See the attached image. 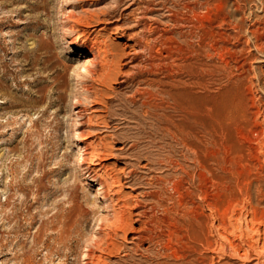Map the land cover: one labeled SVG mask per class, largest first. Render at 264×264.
<instances>
[{
	"label": "rangeland",
	"instance_id": "rangeland-1",
	"mask_svg": "<svg viewBox=\"0 0 264 264\" xmlns=\"http://www.w3.org/2000/svg\"><path fill=\"white\" fill-rule=\"evenodd\" d=\"M263 2L0 0V264H264Z\"/></svg>",
	"mask_w": 264,
	"mask_h": 264
},
{
	"label": "bare ground",
	"instance_id": "bare-ground-1",
	"mask_svg": "<svg viewBox=\"0 0 264 264\" xmlns=\"http://www.w3.org/2000/svg\"><path fill=\"white\" fill-rule=\"evenodd\" d=\"M264 3V2H263ZM263 3H261V4H263ZM263 7V6H262ZM152 9V8H151ZM143 10V9H142ZM144 10H145V8H144ZM146 11V10H145ZM144 11V12H145ZM150 11V10H149ZM154 11V10H153ZM148 12V11H147ZM140 14H142V13H140ZM145 14V13H144ZM208 15H209V13H208ZM143 16V15H142ZM200 16V15H199ZM141 17V16H140ZM144 17V16H143ZM142 17V18H143ZM201 17V16H200ZM208 17V16H207ZM76 18V17H75ZM79 18V17H78ZM141 18V19H142ZM146 18V17H145ZM148 18V17H147ZM137 19H139V18H137ZM150 19V18H149ZM200 19V18H199ZM79 20H81V19H79ZM78 20V22H80ZM140 20V19H139ZM151 20V19H150ZM210 20V19H209ZM76 21H77V19H76ZM142 21V20H141ZM149 21V20H148ZM156 21V20H155ZM199 21V20H198ZM202 21V20H201ZM73 22V21H72ZM260 22H262V21H260ZM146 23V22H145ZM200 23V22H199ZM79 24V23H78ZM140 24H141V22H140ZM148 24V23H147ZM81 25H82V23H81ZM83 26V25H82ZM137 26V25H136ZM87 27H89V25H87ZM147 27V26H146ZM203 27V26H202ZM155 29V28H154ZM158 29V28H157ZM152 30V29H151ZM156 30V29H155ZM158 31V30H157ZM256 31V30H255ZM143 32H145V31H143ZM146 32H148V31H146ZM89 33V32H88ZM252 34L254 35V34H256L255 32H252ZM258 34V33H257ZM89 35V34H88ZM143 35H144V33H143ZM258 37V36H257ZM141 38V37H140ZM142 39H143V37H142ZM256 39V38H255ZM86 41H88V40H86ZM140 41H142V40H140ZM96 43V42H95ZM98 43V42H97ZM257 43H258V41H257ZM82 45H85V43H82ZM96 46V44H94L93 46H92V49H94L95 50V47ZM148 46V45H147ZM99 47V46H98ZM97 47V48H98ZM140 47V46H139ZM258 47V46H257ZM145 49V48H144ZM101 53H103L102 55L104 56V54H106L107 52L103 49V50H101V49H98ZM107 50V49H106ZM139 50H140V48H139ZM259 50V49H258ZM262 50V49H261ZM97 51V50H96ZM98 51V52H99ZM145 51V50H144ZM92 52V51H91ZM142 53V52H141ZM228 53V52H227ZM135 54V53H134ZM101 55V56H102ZM130 55H132V54H130ZM103 56H102V58H103ZM106 56H107V54H106ZM105 57V56H104ZM108 57V56H107ZM223 57V56H222ZM226 57V56H225ZM131 59V58H130ZM222 60H224V59H222ZM105 60H103V62H104ZM225 63H227V62H225ZM101 64H103V63H101ZM97 65V64H96ZM102 66V65H101ZM103 66H104V64H103ZM226 66V65H225ZM106 67V66H105ZM103 69V68H102ZM206 71V70H205ZM205 83V82H204ZM200 84V83H199ZM233 92V91H232ZM232 94V95H231ZM179 95V94H178ZM177 95V96H178ZM230 97H229V101L230 102H236V103H238V104H242V103H244V99H243V97H242V95H241V93H240V91H239V88H237L236 89V91H234L233 93H230ZM186 96V95H185ZM191 96V95H190ZM226 98V97H225ZM214 100V99H213ZM226 102V101H225ZM184 103V102H183ZM212 101L210 100V97H197L196 96V99H195V104H196V106H195V108L197 107V109L198 110H195L196 111V115H197V117H203V116H208V118H210V116H211V114H212V109H213V105H215V104H213L212 105ZM185 104V103H184ZM193 104V103H192ZM228 104V103H227ZM227 104H226V106H227ZM74 105V104H73ZM187 105H189V104H187ZM233 104H231V106H232ZM192 107H193V105H191ZM229 106V105H228ZM234 106H236V105H234ZM233 107V106H232ZM231 107V108H232ZM188 108V107H187ZM230 108V107H229ZM233 108H235L236 109V107H233ZM239 108V107H238ZM216 109H217V107H216ZM219 109V108H218ZM217 109V111H219L220 112V109L218 110ZM242 109V108H241ZM193 110V109H192ZM214 110H215V106H214V109H213V112H214ZM194 111V112H195ZM204 112V113H201V112ZM216 111V112H217ZM238 111V110H237ZM241 111V110H240ZM219 112H217V113H219ZM234 112H235V114H236V111L234 110ZM242 112V111H241ZM245 112V111H244ZM221 113V112H220ZM195 114V113H194ZM215 114V113H214ZM222 114L224 115V113L222 112ZM232 114H234V113H232ZM199 115V116H198ZM222 115V116H223ZM228 115V114H227ZM244 115V114H243ZM206 116V117H207ZM220 116V115H219ZM234 116H236V115H234ZM237 116H239V114H237ZM199 117V118H200ZM215 117V116H214ZM221 117V116H220ZM227 117V116H226ZM228 118V117H227ZM216 119V118H215ZM223 119H225V118H223ZM230 119V118H229ZM229 119H228V122H229ZM211 120V119H210ZM226 120V119H225ZM227 121V120H226ZM216 122V121H215ZM225 122V121H224ZM217 124V123H216ZM226 125V124H225ZM220 127V129L221 128H224L223 127V125H220V126H218V127H216V128H219ZM167 128V127H166ZM176 130H169V129H167V130H169V133H170V135H171V137H172V139H173V141L175 140V142H178V143H180V144H182L183 145V147H185V148H187L188 150H190L191 151V153H192V155L196 158V161H197V163L199 164V166L208 174V176H213V172L210 170V167H209V164H208V162L210 161V160H203L202 159V156H201V154H202V149H201V146L198 144V143H196V142H194V141H191L192 139H193V137L195 136L194 135V133L191 131L192 129L189 127H187V126H183V125H177V126H175L174 127ZM199 128V127H198ZM191 129V130H190ZM215 129V128H214ZM222 130V129H221ZM258 130V129H257ZM197 131V130H196ZM223 131H226L225 132V134H223V135H225V139H224V136H223V139L225 140V141H228L229 140V138H231V137H229V132H230V130H227V129H223ZM223 131H222V133H223ZM259 131V130H258ZM258 131H256L255 132V134L256 135H259V134H261V133H259ZM212 134V133H211ZM210 134V135H211ZM264 134V133H263ZM198 135V134H197ZM250 135V134H249ZM249 135H247V136H249ZM252 135V134H251ZM253 136H254V134H253ZM261 136V135H260ZM263 136V137H262ZM261 137H262V139L264 138V135H262ZM255 137V136H254ZM261 137H260V139H261ZM248 137H245V141H249V138L247 139ZM252 138V137H251ZM256 138V137H255ZM216 139V138H215ZM87 140H88V138H87ZM264 140V139H263ZM216 141V140H215ZM224 141V142H225ZM262 141V140H261ZM221 142V141H220ZM252 142V141H251ZM255 142V141H254ZM208 144L210 143V142H207ZM249 143V142H248ZM253 143V142H252ZM215 144V143H214ZM222 144V143H221ZM261 144V143H260ZM88 145H90V144H88ZM221 146V145H220ZM205 150V149H204ZM244 151V150H243ZM248 152L247 154H245L246 156H245V159H246V163H245V168H246V171L248 172V177H245V179H244V182H245V184L243 183V187H244V185L246 186L245 187V193H246V195L248 196V198L249 199H251V196H250V189L248 188V186H250V185H252L251 184V181H250V171H252L251 169H250V166H251V164H250V157H252V156H250V151L248 150V149H245V152ZM229 153V152H228ZM87 154V153H86ZM100 154V153H99ZM238 154V153H237ZM100 156V155H99ZM102 157V156H101ZM97 158V157H96ZM244 159V160H245ZM96 160V159H95ZM91 161V160H90ZM98 165H99V163H98ZM174 167H177V166H179V168H181V166H180V164H177V163H173L172 164ZM255 166V165H254ZM92 167V166H91ZM90 167V168H91ZM94 167V166H93ZM89 168V169H90ZM104 168V167H103ZM256 168V167H255ZM262 168V167H261ZM261 168H259V169H261ZM181 170L183 171V172H185V169L184 168H181ZM255 170V169H254ZM253 170V171H254ZM245 171V172H246ZM192 173V172H191ZM257 173V172H256ZM263 173V172H262ZM184 174H186V176H188L189 178H190V180H191V182H194V180H195V178H194V175H191L190 173H189V171H186ZM97 175V174H96ZM99 176H100V174H99ZM97 177V176H96ZM260 177V176H259ZM263 177V176H262ZM253 178V177H252ZM256 178V177H255ZM254 178V179H255ZM258 179V178H257ZM101 180H103V179H101ZM251 180H253V179H251ZM261 180V179H260ZM134 182V181H133ZM132 182H127L126 184H131ZM229 183V182H228ZM256 183H257V181H256ZM225 184V181H224V183H223V185ZM260 184H262V183H260ZM103 185V184H102ZM135 184H133V186H134ZM172 186H173V191H174V193L175 194H180V191H181V181H174L173 182V184H172ZM259 186V185H258ZM242 187V188H243ZM261 189V188H260ZM264 189V188H263ZM262 189V190H263ZM102 190L103 189H99V191H100V195L101 194H103V193H101L102 192ZM244 190V189H243ZM251 190H252V188H251ZM258 191V190H257ZM258 193H259V191H258ZM261 193V192H260ZM245 195V194H244ZM259 195V194H258ZM103 196V195H102ZM109 197V196H108ZM246 197V196H245ZM247 198V197H246ZM247 198V199H248ZM123 200V199H122ZM261 201H263L262 199H260ZM250 201V200H249ZM253 201V200H252ZM124 202V201H123ZM116 204L114 205V207L115 208H117L118 210H122L123 208V206L121 207L120 205H122V202H121V199H119V200H117L116 202H115ZM251 203V202H250ZM254 203V202H253ZM113 207V208H114ZM254 208V207H253ZM227 213V212H226ZM254 217H252V218H254L256 221H258V220H261V214H259V210H258V208L256 207V209L254 210ZM262 213V212H261ZM123 215V214H122ZM253 220V219H252ZM251 220V221H252ZM118 221H119V219H118ZM123 221V220H122ZM120 222V221H119ZM126 222V221H125ZM260 222H262V221H260ZM263 222H264V220H263ZM262 222V223H263ZM254 223V222H253ZM256 223V222H255ZM123 223H121L120 222V225H122ZM250 224V223H249ZM252 224V223H251ZM261 224V223H260ZM264 224V223H263ZM125 225V224H124ZM198 226V225H197ZM124 227V226H123ZM125 228V227H124ZM189 231L191 232V233H189L188 235H189V237H190V239L192 240H190L191 242V244H193V247H194V249L193 250H196V248H197V245L198 244H200V243H204L206 246H210V242H209V240L207 239V234H209V233H207V230L204 228V229H198V227L196 228V226L195 225H193V224H191L189 227ZM119 230V229H118ZM187 235V236H188ZM188 237V238H189ZM230 242V241H229ZM182 244V243H181ZM188 244V243H187ZM203 244V245H204ZM195 245V246H194ZM200 245H202V244H200ZM202 245V246H203ZM230 245H231V247L233 246V243H231L230 242ZM229 245V246H230ZM235 245V244H234ZM192 247V248H193ZM230 247V248H231ZM240 247V246H239ZM205 248V247H204ZM207 248V247H206ZM198 249H199V247H198ZM209 249V248H208ZM234 249V248H233ZM241 250V249H240ZM239 250V251H240ZM235 251V250H234ZM195 252V251H194ZM237 253H238V251H237ZM178 257V256H177ZM181 258V257H180Z\"/></svg>",
	"mask_w": 264,
	"mask_h": 264
}]
</instances>
